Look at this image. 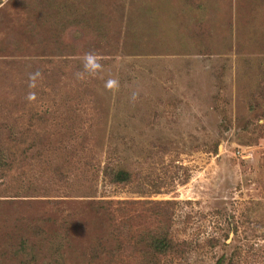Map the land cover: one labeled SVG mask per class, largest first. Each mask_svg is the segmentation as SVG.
Masks as SVG:
<instances>
[{
  "label": "rangeland",
  "instance_id": "374dc122",
  "mask_svg": "<svg viewBox=\"0 0 264 264\" xmlns=\"http://www.w3.org/2000/svg\"><path fill=\"white\" fill-rule=\"evenodd\" d=\"M0 264H264V0H0Z\"/></svg>",
  "mask_w": 264,
  "mask_h": 264
},
{
  "label": "trees",
  "instance_id": "16d2710c",
  "mask_svg": "<svg viewBox=\"0 0 264 264\" xmlns=\"http://www.w3.org/2000/svg\"><path fill=\"white\" fill-rule=\"evenodd\" d=\"M106 175L116 185H127L132 180L131 174L124 171L114 174L112 170H107ZM150 237L148 246L149 250L152 251L150 254L151 262H154L158 256H163L164 254L171 256V253H177L180 255L183 252V247L188 246L186 241L176 240L171 236H167V234L151 233Z\"/></svg>",
  "mask_w": 264,
  "mask_h": 264
},
{
  "label": "clouds",
  "instance_id": "9594fccd",
  "mask_svg": "<svg viewBox=\"0 0 264 264\" xmlns=\"http://www.w3.org/2000/svg\"><path fill=\"white\" fill-rule=\"evenodd\" d=\"M87 61H88L89 63H92V62L94 61V57H92L91 55H89V56L87 57Z\"/></svg>",
  "mask_w": 264,
  "mask_h": 264
}]
</instances>
